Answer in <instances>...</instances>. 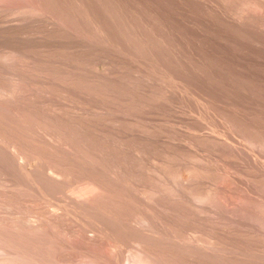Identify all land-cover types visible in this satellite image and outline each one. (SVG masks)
Listing matches in <instances>:
<instances>
[{
	"label": "rangeland",
	"instance_id": "1",
	"mask_svg": "<svg viewBox=\"0 0 264 264\" xmlns=\"http://www.w3.org/2000/svg\"><path fill=\"white\" fill-rule=\"evenodd\" d=\"M0 105V264H264V0H0Z\"/></svg>",
	"mask_w": 264,
	"mask_h": 264
},
{
	"label": "bare ground",
	"instance_id": "2",
	"mask_svg": "<svg viewBox=\"0 0 264 264\" xmlns=\"http://www.w3.org/2000/svg\"><path fill=\"white\" fill-rule=\"evenodd\" d=\"M5 24H6V23H5ZM1 25H3V24H1ZM1 28H2V27H1ZM4 28H5V25H4ZM3 31H4V30H3ZM37 78H38V77H37ZM79 92H80V91H79ZM83 93H84V92H83ZM18 94H19V93H18ZM81 95H82V94H81ZM20 96H21V95H20ZM82 96H83V95H82ZM13 98H14V97H13ZM6 100H7V99H6ZM13 100H14V99H13ZM17 100H18V99H17ZM21 101H23V100H21ZM21 101H20V102H21ZM1 102H2V101H1ZM9 102H11V101H9ZM25 103H26V102H25ZM10 104H11V103H9V105H10ZM1 105H2V104H1ZM1 105H0V109H1V108H2V109H6L5 107H4V108L2 107V106H4V105H2V106H1ZM11 105H13V104H11ZM7 107H8V106H7ZM12 107H13V106H12ZM26 107H27V106H26ZM8 108H9V107H8ZM33 108H34V107H33ZM2 109H1V110H2ZM14 109H15V108H14ZM14 109H13V110H14ZM6 110H7V109H6ZM8 111H9V110H8ZM8 111H5V110H4L3 114H4L5 112H7V113H5V114H8V115H9ZM9 112H10V111H9ZM11 114H13V113H10V115H11ZM0 115H2V114H1V111H0ZM8 115H6V117H7ZM14 115H15V114H13V116H14ZM16 115H17V114H16ZM1 117H3V115H2ZM1 117H0V119H1ZM6 117H5V118H6ZM11 117H12V116H11ZM11 117H10V119H11ZM14 117H15V116H14ZM3 120H5V119H3ZM3 120H2L1 122H3ZM8 120H9V119H8ZM12 120H15V118L12 119ZM6 121H7V119H6ZM16 121H17V119H16ZM29 121H30V120H29ZM10 122H11V121H10ZM17 122H19V121H17ZM17 122H16V123H17ZM22 122H23V121H22ZM7 123H8V122H7ZM7 123H6V124H7ZM13 123H14V122H13ZM13 123H12V125L15 124V123H14V124H13ZM27 123H28V121H27ZM2 124H3V123H2ZM8 125H9V124H7L6 126H8ZM12 125H11V126H12ZM18 125H19V131H20V124L17 123V127H18ZM8 127L10 128V126H8ZM15 127H16V126H15ZM17 127H16V128H17ZM32 127H33V126H32ZM0 129H1V128H0ZM3 129L5 130V128H3ZM13 129H14V128H13ZM24 129H25V128H24ZM2 131H3V130H2ZM5 131H7V130H5ZM15 131H17V129H16ZM21 131H24L23 133H25V130H23V128H22ZM12 132H13V131H12ZM15 133H16L15 135L17 136V133H19V132L17 131V132H15ZM51 133H52V132H51ZM6 134H7V133H6ZM10 134H11V133H10ZM13 134H14V133H13ZM13 134H12V135H13ZM37 134H38V133H37ZM7 135H8V134H7ZM23 135H24V136H23ZM23 135L20 133V136H21V137H22V136L25 137V134H23ZM13 136H14V135H13ZM32 136H33V135H32ZM49 136H50V135H49ZM10 137H11V136H10ZM14 137H15V136H14ZM39 137H40V136H39ZM15 138L18 139V136L15 137ZM34 138H36V137H34ZM40 138H41V137H40ZM16 139H13V142H14L15 144H16V141H17ZM29 139H30V138H29ZM41 139H42V138H41ZM14 140H15V141H14ZM37 140H38V138H37ZM42 140H43V139H42ZM44 140L46 141L47 139H44ZM39 141H41V140H39ZM49 141H50V140H49ZM51 141H52V140H51ZM13 142H12V143H13ZM35 142H36V141H35ZM5 143H6V142H5ZM14 143H13V145H15ZM0 144H1V142H0ZM17 144H19L18 141H17ZM47 144H48V141H47ZM15 146H18V145H15ZM45 146H46V144H45ZM51 146H52V145H51ZM3 147H4V146H3ZM3 147H2V148L0 147V148L3 149ZM19 147H20V146H19ZM53 147H54V146H53ZM13 148H14V146H13ZM15 148H16V147H15ZM20 148H21V147H20ZM27 148H28V147H27ZM55 148H56V146H55ZM4 149H5V148H4ZM18 149H19V148H18ZM18 149H17V150H18ZM57 149H58V148H57ZM65 149H66V148H65ZM65 149L63 148V150H65ZM5 150H6V149H5ZM14 150H15V149H14ZM14 150H13V151H14ZM29 150H30V149H29ZM53 150H54V149H53ZM61 150H62V149H58V150H56V151L59 152V151H61ZM67 150H68V149H67ZM7 151H8V150H7ZM7 151H4V150H3V152H4V153H5V152L8 153V155H9L10 157H12V156L14 155V154L10 155L9 152H7ZM10 151H11V150H10ZM24 151H25V150H24ZM46 151H47V150H46ZM51 151H52V150H51ZM56 151H55V152H56ZM72 151H73V150H72ZM20 152H21V149H20ZM22 152H23V151H22ZM47 152H48V151H47ZM58 152H56V153H58ZM64 152L66 153V156H67V154H69L70 151L68 152V151L65 150V151H63V152L61 151L60 153H64ZM67 152H68V153H67ZM10 153H12V151H11ZM14 153H15V151H14ZM16 153L19 154V152H16ZM65 153H64V154H65ZM24 154H25V153H24ZM64 154H63V156H64ZM15 155H16V154H15ZM15 155H14V156H15ZM71 156H72V155H71ZM75 156H76V155H75ZM7 157H8V156H7ZM68 157H69V159H70V155H69ZM12 158H13V157H12ZM14 158H15V157H14ZM14 158H13V159H14ZM54 158H55V157H54ZM77 158H78V157H77ZM15 159H16V158H15ZM69 159H67V160H69ZM11 160H12V159H11ZM70 160H73V159H70ZM13 161H14V160H13ZM68 162H69V161H68ZM71 162H72V161H71ZM82 162H83V161H82ZM17 163H18V162H17ZM33 163H34V162H33ZM15 164H16V163H15ZM36 164H37V163H36ZM73 164H74V162L72 163V166H73ZM16 165H17V164H16ZM16 165H15V166H16ZM50 165H52V164H50ZM50 165H49V166H50ZM82 165H84V167H85V164H82ZM19 166L22 168L21 165H19ZM63 166H64V165H63ZM74 166H75V165H74ZM20 167H19V168H20ZM59 167H60V166H59ZM81 167H83V166H81ZM35 168H36V167H35ZM53 168H54V167H53ZM53 168H52V169H53ZM61 168H62V166H61ZM63 168H64V167H63ZM78 168H79V167H78ZM50 169H51V168H49V170H50ZM54 169H55V168H54ZM85 169H86V168H85ZM41 170H42V169H41ZM47 170H48V169H47ZM56 170H57V169H56ZM63 170H64V169H63ZM89 170H90V169H89ZM35 171H36V170H35ZM39 171H40V170H39ZM72 171H74V170H72ZM81 171H82V170H81ZM87 171H88V170H87ZM87 171H86V173H87ZM28 172H29V171H28ZM41 172H42V171H41ZM30 173H31V172H30ZM48 173H49V172H48ZM50 173H51V171H50ZM52 173H53V172H52ZM56 173L59 174L57 171H56ZM56 173H54V175H55ZM64 173H65V172H64ZM82 173H83V172H82ZM24 174H25V173H24ZM24 174H23V175H24ZM27 174H28V173H27ZM32 174H33V173H31L30 175H32ZM66 174H67V173H66ZM37 175H38V174H37ZM47 175H48V174H47ZM54 175H53V176H54ZM61 175H62V174H61ZM81 175H82V174H81ZM83 175H84V174H83ZM24 176H25V175H24ZM45 176H46V175H45ZM48 176H49V175H48ZM51 176H52V175H51ZM51 176H50L48 179L51 180V182H56V181H52V180H54V179H52ZM57 176H58V175H57ZM27 177H28V176H27ZM83 177H84V176H83ZM30 178H31V177H30ZM35 178H36V177H35ZM43 178H44V176H43ZM58 178H59V177H58ZM58 178H57V179H58ZM60 178H61V177H60ZM31 179H32V178H31ZM45 179H47V177H46ZM57 179H56V180H57ZM32 180H33V179H32ZM38 180H39V179H38ZM60 180H61V179H60ZM85 180H86V178H85ZM33 182H34V181H33ZM58 182H59V181H58ZM58 182H56V184H57ZM84 182H85V181H84ZM51 184H53V183H51ZM58 184H59V183H58ZM82 184H83V183H82ZM84 186H85V185H84ZM59 188H60V187H59ZM68 188H69V187H68ZM85 188H86V186H85ZM83 189H84V188H83ZM89 189H90V188H89ZM94 189H95V188H94ZM96 190H97V187H96ZM81 192H82V191H81ZM88 192H89V191H88ZM71 193H72V192H71ZM77 193H78V192H77ZM79 193H80V190H79ZM83 193H84V192H82V194H83ZM84 195H85V194H84ZM86 195H88V194H86ZM89 196H90V195H89ZM68 198H69V197H68ZM75 200H76V199H75ZM83 201H84V200H83ZM90 201H91V200H90ZM77 202H78V200H77ZM80 202L82 203V201H80ZM84 202H85V203H84ZM84 202H83L84 205H86V202H87V201H84ZM87 203H88V202H87ZM76 204H77V203H76ZM87 205H88V204H87ZM88 207H89V206H88Z\"/></svg>",
	"mask_w": 264,
	"mask_h": 264
}]
</instances>
